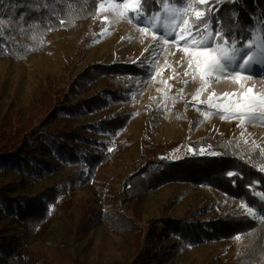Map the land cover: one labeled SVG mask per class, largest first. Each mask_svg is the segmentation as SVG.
Returning <instances> with one entry per match:
<instances>
[{"label": "rangeland", "instance_id": "obj_1", "mask_svg": "<svg viewBox=\"0 0 264 264\" xmlns=\"http://www.w3.org/2000/svg\"><path fill=\"white\" fill-rule=\"evenodd\" d=\"M124 2L125 0L103 1V7H100L92 22L81 25L78 32L60 30L53 33L48 39L47 49L42 53L22 62L10 59L0 61V119L10 107L26 115L40 92L47 87L49 77L54 79L57 88L69 90L77 78L94 65L134 64L139 70L137 77L129 83L130 101H111L105 110L85 112L78 117L64 114L58 104L39 125L41 129L56 126L78 129L81 134L87 132L92 142L86 147L95 151L108 150L117 142L128 139L131 145L122 158L109 165L100 166L99 172L90 182L69 186L67 193L61 194L56 203L51 205L56 210L55 215L42 230L29 234L17 216L0 213V237L9 238L11 243H15L17 239L40 258L56 263L122 264L125 257L135 255L136 246L133 247L128 235L117 236L102 224H87L81 231L80 211L86 205L108 213L123 210L132 214L129 202L124 197L123 187L128 177L143 165L141 153L146 144L154 148L182 139V146L169 158L170 161H180L188 157L190 141L210 135H224L227 138H239L248 147L259 150L264 159V126L247 122L240 126L241 121L236 116L222 118L228 117L223 112V106L238 99L242 91L252 88L254 94L264 92V75L244 72L241 73L242 76L252 75V79H243L239 83L234 76L222 75L219 80L213 79L204 85L203 91L197 96V91L201 88L200 72L196 70L193 73L188 68L189 52L194 50H186L183 41L172 42L171 37L167 44L159 40L153 41L154 30L149 28L147 33L141 32L139 29L144 25L130 22L134 14L124 10ZM189 2L193 4V8L188 9L185 19L191 26L195 11L206 12L207 9L201 6L207 3L200 4L199 0ZM112 5H119L124 16L121 17L115 10H109ZM172 7L169 4V8ZM89 28L97 37L79 57L76 55L77 43ZM176 31L179 32L180 29L177 28ZM161 34L155 32L157 36ZM146 48L149 51L152 48L163 51L159 52L158 59L153 62L149 52L145 51ZM67 61L69 64L66 71ZM186 71L192 74L185 76ZM121 77L123 75L118 76ZM106 79L107 76H104L79 97L102 90ZM107 114L129 117L126 125L122 129L118 128L115 133L84 129V126L94 124ZM83 143L85 144L84 141ZM45 158L55 170L46 171L43 176L25 174L29 184L11 196H39L44 190L59 185L70 173L83 166L82 163H74L55 154ZM258 167L264 168V162ZM83 170L87 172V168ZM21 179L22 175L18 171L12 170L8 174L0 171L2 184L21 182ZM253 196L259 200L255 193ZM68 199L71 205L65 212L60 205ZM222 204V194L206 184L173 183L150 190L141 204V220L136 221L145 231L139 255L146 250L153 252L156 257L151 264H230L240 248L239 239L236 237L179 245L178 237L171 234L156 243L152 239L147 241L150 234L148 221L163 212L169 218L181 219L192 208L198 211L193 220H212L219 215ZM232 205L244 215H247V206H251L242 199L234 200ZM242 205L245 207L242 208ZM253 211L258 216L261 215L260 208L254 207ZM69 229H72L74 236H69Z\"/></svg>", "mask_w": 264, "mask_h": 264}, {"label": "trees", "instance_id": "obj_2", "mask_svg": "<svg viewBox=\"0 0 264 264\" xmlns=\"http://www.w3.org/2000/svg\"><path fill=\"white\" fill-rule=\"evenodd\" d=\"M103 1L105 0H0V21H3L0 24V33L3 34L6 47V50H0V61L10 59L22 62L44 52L53 33L60 30L78 32L81 25L92 22ZM208 6L205 4L201 7L207 9ZM215 7L218 10L213 18V29L216 20H219L227 34H235L238 40L242 35L247 36L246 30L256 29L264 22V0H223ZM155 8L154 3H149L150 12ZM159 10L161 12L163 7ZM61 20L64 21L63 24L60 23ZM96 37L97 34L89 28L77 43L76 55L80 57ZM68 64L69 61L65 63L66 71ZM138 74L139 70L134 64L94 65L85 70L69 90L57 88L54 79L49 77L47 87L40 92L26 115L16 112L13 107L8 109L0 119V171L5 174L12 170L18 171L22 179L21 182L8 184L0 182V213L17 216L29 234L42 230L55 215L56 210L51 205L56 203L61 194L67 193L69 186L90 182L99 172L100 166L109 165L122 158L131 145L128 139L117 142L111 148L112 151H95L86 147L92 142L87 132L81 134L78 129L56 126L41 129L39 125L58 104L64 114L78 117L85 112L105 110L111 101H130L129 83ZM120 75L123 77L118 78ZM104 76L107 79L102 90L79 97ZM124 117L107 114L94 124L84 126V129L115 133L118 128L122 129L126 125L129 116ZM182 144V139L154 148L146 144L141 153L143 165L128 177L123 187V194L129 202L132 214L123 210L108 213L83 205L79 229L83 231L87 224H102L117 236L128 235L133 247L136 246V253L132 257H125L122 264H151L156 257L153 252L146 250L139 255L145 231L136 221L141 220L144 197L150 190L165 184H206L220 192L223 197L217 218L193 220L198 211L192 208L181 219L169 218L163 212L148 221L150 234L147 241L152 239L156 243L171 234L178 237L179 245L239 237L240 248L230 264H264V221L240 214L232 205L234 200L242 199L248 205H257L260 208L259 200L253 194L264 192V172L258 167L264 162L261 152L248 147L239 138L210 135L190 141L187 158L170 161V156ZM211 152L219 155L209 154ZM53 154L64 156L74 163H82L83 166L70 173L59 185L44 190L39 196H11L29 184L25 174L43 176L46 171H54L55 167L45 158ZM83 168H87V172H83ZM228 172H232L233 176L229 177ZM70 205L71 201L68 199L60 206L66 212ZM68 232L69 236H74L72 229ZM15 241L11 243L9 238L0 237V264H61L40 258L25 244L17 239ZM157 255L159 259L160 256L158 253Z\"/></svg>", "mask_w": 264, "mask_h": 264}, {"label": "snow or ice", "instance_id": "obj_3", "mask_svg": "<svg viewBox=\"0 0 264 264\" xmlns=\"http://www.w3.org/2000/svg\"><path fill=\"white\" fill-rule=\"evenodd\" d=\"M222 2L223 0H199L200 4L207 3L209 6L206 12L195 11V19L191 26L185 19L188 9L193 8V4L189 0H167V2L165 0H142V3L141 0H125L123 8L134 14L130 22L144 25L139 29L141 32L147 33L149 28L154 30L153 41L159 40L167 44L169 43L168 38L171 37L172 42L183 41L186 50L188 48L194 50L189 52L188 68L192 69L193 73L196 70L200 72L201 88L197 91L198 96L203 91L204 85L213 79L219 80L222 75L225 77L234 76L237 83L243 79L251 80L252 75L255 74L264 75V22L256 29L246 30L247 36L242 35L240 40L235 34L229 36L219 20H216V26L213 29V18L218 10L215 5ZM149 3L156 5V8L151 12L148 10ZM169 4L173 7L169 8ZM175 5L180 6L176 7ZM160 7H163V12H160ZM109 10H115L121 17L124 16L119 5H112ZM2 23L3 21H0V24ZM60 23L63 24L64 21L61 20ZM177 28L180 29L179 32L176 31ZM155 32L162 34L157 36ZM0 50H6L2 33H0ZM145 51L149 52L154 62L163 49L152 48L149 51L146 48ZM244 72L252 75L242 76L241 73ZM191 74L187 71L184 73L185 76ZM223 112L227 113L228 117L222 118L236 116L240 119V126H243L245 122L264 126V92L254 94L253 89L248 88L239 94L238 99L223 106ZM243 136L242 132L241 137ZM108 151H112V149L109 148ZM209 154L219 155L216 152ZM261 171H264V168ZM228 176H233V173L228 172ZM255 196L259 198L261 215L258 216L257 212L253 211L257 205L247 206V215L264 221V192H255ZM241 207L244 208L245 205ZM236 238L239 239V237Z\"/></svg>", "mask_w": 264, "mask_h": 264}]
</instances>
